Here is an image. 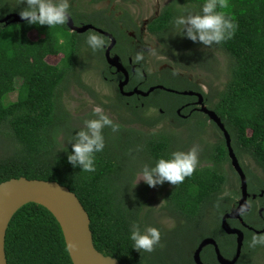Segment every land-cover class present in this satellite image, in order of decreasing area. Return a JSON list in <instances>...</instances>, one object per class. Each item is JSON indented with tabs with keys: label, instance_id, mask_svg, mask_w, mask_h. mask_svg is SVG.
Instances as JSON below:
<instances>
[{
	"label": "trees",
	"instance_id": "1",
	"mask_svg": "<svg viewBox=\"0 0 264 264\" xmlns=\"http://www.w3.org/2000/svg\"><path fill=\"white\" fill-rule=\"evenodd\" d=\"M204 2L171 0L149 22L148 31L173 33L171 45L181 50L175 57L191 65L190 69H194L199 61L206 69L216 65L215 51L226 60V80L221 90L204 94L205 104L220 118L228 132L231 147L249 184L250 172L241 163L243 155L250 156L264 173V0H228L230 7L223 11L238 27L232 39L211 46L193 42L173 25L176 17L186 14L184 9L201 12ZM26 6V2L19 0H0V20L10 14L19 15ZM69 13L73 16V7ZM93 19L103 22L111 17L100 10ZM30 32L36 33L35 39L29 37ZM82 37L71 31L66 23L49 28L25 20L0 22V136L10 140L9 148L0 155V182L24 176L66 186L88 213L94 248L103 255L116 258L119 264H184L186 260L187 264H194L191 258L184 261L176 253L158 250H177L178 241L189 236L193 229L206 231L210 218L214 219V224L216 221L214 231L199 237L211 236L223 257H233L235 238L222 230L221 216L235 203L239 188L225 190L228 179L224 166L228 164L232 168L223 135L203 150V163L198 164L192 176L177 186L168 182L171 187L164 197L163 207L182 222L172 229L166 243L157 245L151 254L136 250L130 238L133 224L138 225L141 232L147 224V219L141 215L144 188L137 190L140 187L132 185L131 179L115 181L128 169L129 172L137 171V166L124 165L123 159L112 152L117 148V139L105 138L113 135L111 128L103 129L105 147L94 154V172H84L80 166L73 167L68 162L67 157L72 152L69 140L79 129L73 126L74 120L65 108L64 95L70 84L86 87L80 76L81 68L85 66L79 56ZM56 55H60L56 63L46 61L48 56ZM183 63L179 62V66L183 67ZM178 80L182 81L174 79L163 84L170 90L191 88L188 80L183 81L180 76ZM13 92L15 99L9 100L8 95ZM153 94L154 101L160 100L156 103L168 112L166 99H178L171 91L157 89ZM156 94L165 96L158 98ZM116 115L121 117V113ZM161 116L158 112L157 123ZM174 118L179 120L177 116ZM140 121L145 123L143 117ZM206 121L222 134L202 113L197 116L195 130L203 133ZM170 144L168 131H158L156 136L145 139L143 157L149 158V167L160 158L171 157ZM125 182L128 184L124 187ZM257 182V191L252 188L250 192L257 193L259 188H264L261 180ZM129 187V196L122 197V191ZM208 209L211 214L207 220ZM243 219L249 226L260 228L252 222L256 218L251 217V212H245ZM228 224L244 233L241 254L234 264H264V258L257 261L255 257L264 246H248L254 234H261L238 225L235 220H228ZM199 237L195 238L194 244ZM4 250L7 264H72L58 222L46 208L36 203L25 204L13 214L6 230ZM201 260L204 264H219L214 259L211 245L203 248Z\"/></svg>",
	"mask_w": 264,
	"mask_h": 264
},
{
	"label": "flooded vegetation",
	"instance_id": "2",
	"mask_svg": "<svg viewBox=\"0 0 264 264\" xmlns=\"http://www.w3.org/2000/svg\"><path fill=\"white\" fill-rule=\"evenodd\" d=\"M91 1L92 2L90 5L98 4L102 2L109 3L115 0H91ZM168 3L163 5L162 8L166 6ZM69 4H70V8L73 7V11H74L73 16L69 13V17L71 18L75 26L82 27L85 25H91L93 26V28L99 30L97 31L95 29L88 28L87 30L78 33L79 35H83L82 37L83 41L81 44L79 56H80V60L85 65L84 68H81L82 69V72L80 74L81 81H84V77H85L84 74L86 73V71L87 70L89 71L93 68V63L91 59L94 58V60L96 61L94 62V65H95V69L98 70V76L102 79L103 85H105L107 88L110 87L111 90L109 94H105V92H103L104 90H100L93 83L88 84L91 87L87 85L85 88L82 87L84 93L88 96L89 103L87 104L86 108L77 109L76 113L72 111L73 115L76 114V117H74L73 120L79 124V127L78 126H74V127L75 128L78 127V129H81L80 127L84 125L85 120L95 118L93 115V109L97 106L102 108L104 113L108 115L114 121V123L119 124L120 125L119 131L115 133L111 131L113 135L111 136L106 135L105 138L117 139V143H118L117 148L115 147L114 150H112V152H115V154H117L120 157V159L121 158L123 159L124 165L128 164L127 166H137V171L129 172L128 169L126 170L127 172L126 174H123L122 176H118L115 181L119 182L120 179H122L123 181V179L125 178L131 179L132 185L134 184L140 187V188L137 187V190L142 191L144 188V196L146 199L147 192L154 190L155 187H150L151 188L150 189L149 185H147L146 183H142V181L139 180L140 179L139 176L142 175V171H141L142 165H139L138 161H139V157L141 159V156L143 157V154H145L143 149L145 145V139L147 140L148 138H150L151 135L156 136L157 132L154 131L164 120L168 119L170 121H177L175 120L174 116H177V118H179V120L177 121L178 123L181 122L195 123L197 120V116L200 113L207 116L205 113L200 111L201 104L198 103L199 100L198 94L202 95L203 98L202 103L206 107L205 104L206 98L204 97V94L208 92L206 93L203 92L202 89L200 88L201 87L200 84L198 82H195L192 79L191 74L188 73V71H195L197 66L201 65L202 62L199 61L198 63H195V68L190 69L189 67H192L191 65L185 64L183 63V61L177 60L175 57L181 52V50L171 45V41L173 39H170V37H172L173 33L170 32L151 33L150 31H148L149 22L160 14L162 8L143 27V25L139 24V20H137L136 16L131 12L127 11L126 9H120L118 13H115L114 11L106 10V9L96 8L92 10L91 8H87V5H84L79 0H69ZM100 10L106 11V15L111 17V19L107 21L104 20L103 22H96L93 19V16L96 14L97 11ZM92 32L104 38L105 47L102 50H97L95 52H92L89 45L85 42L84 40L85 35ZM145 34H147V38L154 39L156 41L157 43L156 44L157 48L155 49L156 55L158 58L164 59L161 61V64L158 66V68L156 69L155 67L154 70L150 69L149 63L147 61L150 48L147 43V38L144 39ZM88 48H90V51L88 50ZM107 50L111 58L117 57V63L122 67L123 70L121 69L118 70L115 66H111L108 64L105 56ZM138 52L143 53L144 59L139 63H136L134 62L133 57ZM175 61H178V63H175ZM179 62L183 63V67L179 66ZM137 69H139L140 75H137V71H136ZM174 69L177 72L176 75L178 77L179 76L182 77L183 81L188 80L189 82H191L192 84L191 88H187L184 90L172 89L173 91H171L170 87H167L163 84V83L172 82L174 79L176 81H182V80H178V77L177 78L174 77L173 75ZM125 78H126V83L123 85L122 90H120L119 82L125 80ZM109 83H113V84L109 85ZM156 86H161V87H156ZM151 87H154L153 90H151L146 96L137 93H133L132 95L129 96L123 94V93H129L134 89L140 90L142 92H146ZM157 89L160 91L163 90V92L171 91L172 93L176 94V96H178V99H174L175 101L173 100V98H171V99H166L167 101L164 102L167 105V107L169 106V109H166V110H170L169 112L164 111L163 108L157 104L158 102H160V100L154 101L153 93H155V90ZM88 90L92 91V94ZM181 92H187V93L191 92V94H183ZM143 98H145L144 102L146 104H144V102L142 101ZM177 102L178 104H176ZM158 112L162 114L159 121L160 123H157ZM117 113H121V117L119 116L117 117L116 115ZM142 117L145 120L144 124H142V122L140 121ZM105 128H109V127H105ZM195 133L201 135L200 132L196 131ZM115 134H117L118 136H115ZM170 141H171L170 144L171 153L180 150L175 145V138L173 137V135L170 136ZM109 143L112 144L113 142H108L107 144ZM114 145L115 143L113 144V146ZM128 161L131 162L133 161V162L129 163ZM144 161L145 159L143 157V163ZM232 171L236 174V177L239 180V177L233 168ZM127 184L128 182H125L124 187ZM170 187L171 186L168 182H164L162 185H159L158 191H160L161 193L164 191L162 195L163 197H165ZM130 188L131 187H129L125 191H122L121 196L122 197L129 196L131 192ZM247 192H248L247 202L249 204V210L247 211V213L251 212V217L256 218V220H252V222L254 221L256 224H259L260 228L255 229L252 226H249L243 219L244 214L241 215V220L227 219V223L228 220H235V222L238 225L244 228L252 227V229L249 230L251 231L254 230V232L255 230L260 231L264 229V188H259L257 193L250 192L247 181ZM240 195L241 194H240V180H239V195H238L239 198ZM237 201H238L237 199L234 200L235 203H233L231 209L234 206V204L236 205ZM209 221L210 220H208V222ZM233 228H238V227H233ZM256 234L264 235V231L262 233H256ZM233 236L235 238V235ZM206 237L207 236L199 237L196 244L192 246V248L194 249L192 250L191 254H190V250L192 248H190L188 252L187 258H191L194 264H195L193 260L194 251L196 250L200 241ZM203 248L200 250V254H199L200 259ZM214 259L217 261L215 252H214ZM184 264H187V260L185 261Z\"/></svg>",
	"mask_w": 264,
	"mask_h": 264
},
{
	"label": "clouds",
	"instance_id": "3",
	"mask_svg": "<svg viewBox=\"0 0 264 264\" xmlns=\"http://www.w3.org/2000/svg\"><path fill=\"white\" fill-rule=\"evenodd\" d=\"M19 2H26L27 6L19 12V15L29 24L47 25L51 28L64 25L68 21L69 0H19ZM229 7L228 0H205L201 12L193 13L184 9L186 14L176 17L173 25L193 42L199 41L205 46L220 44L232 39L238 27L234 19L223 11ZM218 8L221 11H218ZM86 42L93 52L105 47L104 38L94 32L88 34ZM143 59L142 52L136 53L133 57L136 63ZM136 71L137 75H140L139 69ZM176 74L174 69L173 75ZM93 115L95 118L85 120L84 126L69 140L72 142V152L67 157L68 162L73 167L80 166L84 172L96 170L94 154L102 152L105 147L103 129L109 127L114 133L120 129V125L114 123L99 106L93 109ZM199 151V145H194L188 151H174L170 158H160L152 167L145 165L140 179L150 187L162 185L164 182L174 186L182 184L187 177L194 174L199 164ZM239 211L243 215L246 208H241ZM130 238L136 250L150 253L160 243L161 233L156 227H148L141 232L139 226L133 224ZM257 245L264 246V235L254 234L251 237L248 246L255 248ZM77 247L76 242L70 243L71 249Z\"/></svg>",
	"mask_w": 264,
	"mask_h": 264
},
{
	"label": "rangeland",
	"instance_id": "4",
	"mask_svg": "<svg viewBox=\"0 0 264 264\" xmlns=\"http://www.w3.org/2000/svg\"><path fill=\"white\" fill-rule=\"evenodd\" d=\"M84 5H87V8L94 9H106L114 11L115 13H118L120 9H126L127 11L134 14L139 20L140 25H144L153 18L159 10L162 8L163 5L168 3L170 0H115L112 2H102L98 4H91V0H79ZM91 6V7H90ZM29 37L31 39L36 38V33L30 32ZM87 35H85L84 40L86 42ZM147 38V34H145L144 39ZM87 43V42H86ZM147 43L149 45V53L147 57V61L149 63V67L151 70H154L158 68V66L161 64V61L164 59L158 58L155 52V49L157 48V43L154 39L147 38ZM90 51V48H88ZM93 52V50L91 49ZM214 51V50H211ZM93 54V53H92ZM95 54V53H94ZM217 60L216 65L207 66V69L204 67V65H198L195 71H188V73L191 74L192 79L195 82H198L200 84V88L203 92H214L215 90H221V87L223 86V83L226 80V60L223 58L222 54L218 51L214 52ZM60 55L56 56H48L46 58V61L49 64H54L58 61ZM93 63V68L91 70H87L84 74V81H82L85 85L91 87L88 85L89 83H93L97 88L100 90H104L105 94H109L111 92L110 87L107 88L105 85H103L102 79L98 76V70L95 69L94 58L91 59ZM89 74V75H88ZM113 83H109L111 85ZM162 94H156L155 97L161 98ZM9 100L15 99V92L8 95ZM88 101V96L84 93V90L82 87H79L78 85L70 84L68 86L67 91L64 95V104L65 108L68 111L69 115L73 119L76 117V114L73 115V112H77V109L86 108ZM73 126H78L79 124L74 121ZM84 126V125H83ZM81 126L80 128H82ZM195 126L196 124L194 122H181L178 123L177 121H170V120H164L154 132L158 131H168L170 136L173 135L175 138V145L177 148H179L182 151H188L191 149L194 145H199L200 151H199V163H203V157L201 154L203 153V150L210 147L212 144L218 142L222 138V134H220L217 130H215V127L209 122L206 121V127L205 131L201 133V135L195 133ZM77 127V128H78ZM144 133V132H143ZM10 140H8L4 136H0V155H3L5 151L9 148ZM145 161L143 163V157L141 156V159L139 157V165H142L141 168L143 169L145 165L149 166V158L144 157ZM142 160V161H141ZM241 163L243 166H245L249 172H250V179L248 187H250V190L252 188H255V191H257V188L259 184H257V180H261L264 182V173L261 170L259 166L256 165V163L251 159L248 155H243L241 158ZM225 172L227 174L228 183L225 187V190H233L237 186L239 188V180L237 179L235 173L229 168L228 164H225L224 166ZM141 169V171H142ZM140 171V170H139ZM141 176H139L140 178ZM142 183H145L142 179H140ZM257 184V185H256ZM150 188V186H149ZM151 189V188H150ZM159 185L155 186V189L152 191L147 192V197L144 199V204L141 210L142 216L147 219V227H156L160 230L161 233V240L158 245L163 246L167 240V238L171 237L169 233H171L172 229L182 221L178 220L175 215H172L167 210L164 209L165 204V198L163 197L164 191L161 193L158 191ZM235 199H239V197H235ZM233 205V204H232ZM231 205V206H232ZM235 207V204L234 206ZM232 207V208H233ZM211 210L208 209L206 211V219L210 218ZM208 228H206V231L203 229L195 228L190 232V235L182 238L177 243V250H158V251H169L171 253H176L179 256L180 260H186L188 256V252L190 248L194 245L195 238L199 237L200 235H203L205 233H210L211 231H214L216 226V221L214 224V219H209ZM145 228V230H146ZM144 230V231H145ZM194 248L190 250V254ZM264 249L260 250L257 254L256 260L259 261L262 260L264 257ZM152 252H150L151 254Z\"/></svg>",
	"mask_w": 264,
	"mask_h": 264
},
{
	"label": "water",
	"instance_id": "5",
	"mask_svg": "<svg viewBox=\"0 0 264 264\" xmlns=\"http://www.w3.org/2000/svg\"><path fill=\"white\" fill-rule=\"evenodd\" d=\"M8 19H11L12 22L24 21L20 15L10 14L2 18L0 22H6ZM66 25L71 31H75L77 33H81L88 28L95 29L91 25H85L82 27L75 26L70 17L68 18ZM95 30L99 31L98 29ZM105 56L109 65L115 66L118 70H123L122 67L117 63V57L111 58L109 56L108 50L106 51ZM125 83L126 78L125 80L119 82L120 90H122V87ZM153 88L154 87H151L146 92L134 89L129 93L123 94L129 96L133 93H137L146 96L151 90H153ZM181 93L191 94V92ZM198 96V103L201 104L200 111L205 113L209 120L213 121L222 132L228 152V157L230 159V164L237 173L240 180L241 195L235 207H233L229 212L223 214L221 217L222 230L226 234L235 235L234 256L230 259L224 258L219 251L216 241L212 237H206L200 241L199 245L194 251L193 260L195 264H203L199 255L200 250L206 245H212L217 262L219 264H234L238 260L241 253L244 233L239 228L231 227L227 223V219L241 220L242 214L239 210L241 208H246V212L249 210V204L247 202V180L241 165L239 164L238 158L231 147V139L223 123L214 111L205 107V105L202 103V95L198 94ZM28 203H36L43 206L56 219L60 226L72 264H119L116 258L103 255L94 248L92 234L89 228L90 219L88 213L85 211L81 202L72 191L56 181L26 178L24 176L10 178L0 182V264H7L4 250V240L9 221L19 208ZM247 228L252 229V227ZM263 231L264 229L260 231L255 230L256 233H262ZM71 242H76L78 247L76 249H71Z\"/></svg>",
	"mask_w": 264,
	"mask_h": 264
}]
</instances>
